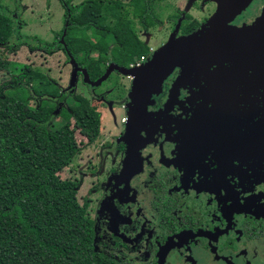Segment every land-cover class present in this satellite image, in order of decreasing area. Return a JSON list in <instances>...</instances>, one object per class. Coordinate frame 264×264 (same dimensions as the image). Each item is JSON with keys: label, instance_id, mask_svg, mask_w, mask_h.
Segmentation results:
<instances>
[{"label": "flooded vegetation", "instance_id": "af4514ba", "mask_svg": "<svg viewBox=\"0 0 264 264\" xmlns=\"http://www.w3.org/2000/svg\"><path fill=\"white\" fill-rule=\"evenodd\" d=\"M134 1L101 0L127 15L149 52L130 67L110 60L96 80L78 64L90 100L105 82L104 90L125 82L117 110L126 115L106 133L101 120L97 134L81 132L79 158L100 191L95 216L88 212L94 247L119 264H264V0ZM1 6L18 32L21 0L14 11ZM154 32L163 39L155 47ZM195 34L210 38L207 53L154 78L156 53ZM112 65L149 69L155 92L142 109L131 110L136 75L115 69L100 86L91 84Z\"/></svg>", "mask_w": 264, "mask_h": 264}, {"label": "trees", "instance_id": "16d2710c", "mask_svg": "<svg viewBox=\"0 0 264 264\" xmlns=\"http://www.w3.org/2000/svg\"><path fill=\"white\" fill-rule=\"evenodd\" d=\"M61 2L67 10L63 31L53 43L42 41L35 48L70 54L92 80L103 74L110 60L130 67L136 56L149 52L114 3ZM93 27L107 34L106 39L97 38L106 52L93 48L82 35ZM16 33L13 19L0 4V45L12 50L9 44ZM92 52L99 58H89ZM4 70L13 72L11 63L0 59V72ZM31 83V91L21 78L0 89V264H119L94 247V226L88 201L81 204L78 199L79 183L59 175L81 153L75 130L97 134L101 116L87 96L76 94L67 105L66 91L46 95L47 87L54 85L46 75ZM58 118L64 121L57 126Z\"/></svg>", "mask_w": 264, "mask_h": 264}, {"label": "rangeland", "instance_id": "374dc122", "mask_svg": "<svg viewBox=\"0 0 264 264\" xmlns=\"http://www.w3.org/2000/svg\"><path fill=\"white\" fill-rule=\"evenodd\" d=\"M0 1L1 4L8 9L12 11L16 9V0ZM68 1H70L71 5L78 6L85 0ZM21 2L22 7L24 8L20 13L18 24L19 31L15 36L16 39L14 38L9 44L13 49L11 50L9 46L0 45V59L9 61L13 71L12 73L7 70L0 72V89L3 88L5 84L13 83L15 79L17 80L18 78H21L26 89L31 91V82L38 79L39 75L43 74L48 76L54 84L47 87L45 92L46 95L56 97L61 92L75 90L77 94L89 98L87 91L92 87L85 84L82 78L77 77L76 86L72 89L69 88L73 77V64L71 65L68 57L63 51L51 55L45 53L39 48H35V46L38 47L39 42L42 41L53 43L57 39V36L63 31L65 27V10L62 2L60 0H21ZM177 2H179V0H177ZM160 20L162 21V16H160ZM157 29L158 27L154 30ZM155 32L154 37L156 40H154L155 42H151V45L154 47L158 46L157 44L163 40L161 38L158 39ZM82 35L89 38V42L93 48L106 52V48L101 45L99 39H97L98 37L106 39L103 30L93 27L91 30L85 29L82 32ZM31 46H34V48ZM26 67L30 68L29 71L26 70ZM114 78L115 77H111L110 81ZM107 83L108 82H105L102 85V89L99 91L95 90L91 96V100L93 101L92 105L94 107L96 106L95 108L101 116V131L103 133H106L111 127L113 120L116 119L120 121V119L126 115V112L117 110V105L121 101L122 92L125 91L123 89L125 87L122 85L125 82L121 81L120 83L112 84L104 90L103 87ZM58 89H60V92ZM8 91L9 89L5 92ZM68 94L70 97L67 99V105H71L73 104V98L71 97L72 94ZM103 98H106V100L103 101ZM63 121L64 120L58 118L55 123L58 126ZM75 138L80 146L85 141V137H83L81 130H75ZM81 153L77 156L75 161L60 172L59 175L64 180H72L79 183L78 199L80 203L84 204L86 199L92 201L88 209L91 218L92 216H95L93 210L96 209L100 191L94 190L97 180L95 178L96 175L88 173L85 163L82 162L84 161V156L79 158Z\"/></svg>", "mask_w": 264, "mask_h": 264}, {"label": "water", "instance_id": "95a60500", "mask_svg": "<svg viewBox=\"0 0 264 264\" xmlns=\"http://www.w3.org/2000/svg\"><path fill=\"white\" fill-rule=\"evenodd\" d=\"M65 35V34H64ZM207 40L201 41L199 35H191L187 36L183 39H181L178 42H171L170 44L166 45L164 48H162L160 51H158L154 57V59L151 62L150 68L155 64L157 65L158 72H154V78H158L160 75V79L165 76L169 70L170 65L178 62L182 58L194 54L195 57L199 54H205L207 53L208 48L211 46V42ZM64 43V42H63ZM71 58L72 64L74 65V72L73 77L70 82V89L74 88L76 86V80L78 72L81 71V69L78 67V63L76 62L75 58L72 57L70 54H68ZM154 65V66H155ZM159 67L160 71H159ZM119 70L120 72L124 73L128 76H137L139 78L138 84H136L134 91L131 95L133 106L131 107V110H140L143 107L144 101L146 98H149L155 91L153 89H149V86L147 84V78H148V70L143 69L139 74L134 73L133 69H125L121 68L116 65H112L109 67L106 74L99 79L97 82L91 83L93 86H100L111 74L113 70ZM84 73L86 75V82H90L88 78L87 72L84 70Z\"/></svg>", "mask_w": 264, "mask_h": 264}, {"label": "built area", "instance_id": "2783aa9c", "mask_svg": "<svg viewBox=\"0 0 264 264\" xmlns=\"http://www.w3.org/2000/svg\"><path fill=\"white\" fill-rule=\"evenodd\" d=\"M143 60H144L143 57L140 58V59H137L136 62L132 65V67L135 66V65H140V64L142 63Z\"/></svg>", "mask_w": 264, "mask_h": 264}]
</instances>
